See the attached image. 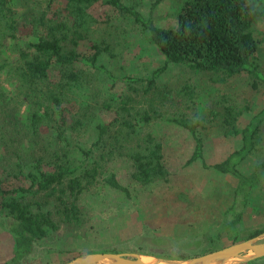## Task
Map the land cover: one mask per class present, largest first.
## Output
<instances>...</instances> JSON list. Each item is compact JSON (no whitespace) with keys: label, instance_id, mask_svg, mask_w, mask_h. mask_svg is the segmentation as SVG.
<instances>
[{"label":"trees","instance_id":"trees-1","mask_svg":"<svg viewBox=\"0 0 264 264\" xmlns=\"http://www.w3.org/2000/svg\"><path fill=\"white\" fill-rule=\"evenodd\" d=\"M161 0H156L155 7ZM10 0H0V54L11 41L13 60L0 62V74L12 85L16 95L7 100L0 94V225L14 241L13 257L9 264H22L35 244L57 232L62 226H80V197L94 186L107 162L123 158L132 166L131 180L141 186L167 182L170 172L163 163L162 143L143 128L158 114L136 112L133 100L126 97L114 107L108 123L94 126V141L88 147L75 140V133L86 128V101L82 93L92 81V73H104L99 66L107 46L94 44L91 52L80 50V44L90 30L104 23L93 13L100 2L122 16L141 24L149 33L151 43L164 59L147 80L126 77L122 81L144 85V93L156 89V79L169 65H184L189 69L216 73L224 78L247 73L264 83L255 61L260 41L253 32L254 24L264 17L261 0H186L178 13L176 25L168 29L155 26L151 18L144 19L121 0H46L45 8L37 16V38L21 46L18 43L17 22L9 6ZM101 22V23H100ZM93 51V52H92ZM54 72V81L50 72ZM80 94L78 113L71 112L73 97ZM12 101L25 104L22 115L5 112ZM104 109L112 108L109 104ZM240 110L225 108V135L239 137L241 146L214 170L236 179L231 202L220 216L219 230L230 244L246 241L264 233V226L241 233L242 218L253 187L251 178L242 174L240 164L253 153L259 129L264 122V109L238 128ZM186 129L194 142L191 156L185 165L201 161L203 142L197 134V124L191 120H173ZM51 130L53 137L45 142L41 133ZM78 134V133H77ZM13 154V175H25L30 185L11 191L3 190V167L6 153ZM104 184L129 197V191L114 176L104 178ZM218 235L216 239H219ZM207 248L198 256L222 248L213 236L202 237Z\"/></svg>","mask_w":264,"mask_h":264},{"label":"rangeland","instance_id":"rangeland-1","mask_svg":"<svg viewBox=\"0 0 264 264\" xmlns=\"http://www.w3.org/2000/svg\"><path fill=\"white\" fill-rule=\"evenodd\" d=\"M144 19L151 18L155 26L168 29L176 25L178 13L186 0H121ZM264 8V0H261ZM46 0H10L17 22L18 43L23 46L35 41L37 16L45 8ZM93 13L104 23L94 26L80 44V50L91 52V46L101 44L109 51L102 52L98 65L105 68L117 82L101 72L92 73V81L82 93L88 126L75 133V140L88 147L94 141V126L108 123L114 107L126 97L133 100L136 112L152 111L158 114L144 126L163 146V163L170 172L167 182L141 186L131 180L132 166L119 158L107 162L98 182L79 200L80 226H62L37 242L32 255L22 264H64L71 259L90 253L138 255L142 259L160 258L186 260L197 257L208 244L203 235L211 234L222 248L230 240L219 230L220 216L231 202L236 179L212 168L241 146L239 137L225 135L223 113L225 108L240 110L238 128L264 109V83L242 73L224 78L220 74L196 71L184 65H169L156 79V89L144 93V85L124 83L126 77L147 80L163 65L164 59L151 43L149 33L141 24L122 16L100 2ZM101 23V22H100ZM253 32L260 41L255 66L264 77V17L254 24ZM41 33V31H40ZM0 62L13 60L11 41H4ZM93 52V51H92ZM54 81V72H50ZM0 94L7 100L16 95L12 85L0 74ZM71 112L78 113L80 94L73 97ZM102 104L112 108L104 109ZM15 115L25 113L26 105L12 101L4 108ZM186 119L197 124V134L203 142L201 161L185 165L193 152L190 133L173 120ZM47 142L51 130L41 133ZM253 153L239 166L251 178L253 187L245 208L241 233L264 226V122L259 129ZM2 188L11 191L30 185L25 175H13V154L5 152ZM114 174L117 181L129 191V197L104 184V178ZM219 239H216L217 236ZM242 242V241H241ZM264 242V240H263ZM239 243V242H238ZM220 248V249H222ZM14 241L0 225V264H9L13 257ZM244 264H264V258Z\"/></svg>","mask_w":264,"mask_h":264},{"label":"water","instance_id":"water-1","mask_svg":"<svg viewBox=\"0 0 264 264\" xmlns=\"http://www.w3.org/2000/svg\"><path fill=\"white\" fill-rule=\"evenodd\" d=\"M264 233L250 240L208 252L186 260L147 258L145 263L138 255L90 253L77 256L64 264H244L264 258Z\"/></svg>","mask_w":264,"mask_h":264},{"label":"bare ground","instance_id":"bare-ground-1","mask_svg":"<svg viewBox=\"0 0 264 264\" xmlns=\"http://www.w3.org/2000/svg\"><path fill=\"white\" fill-rule=\"evenodd\" d=\"M142 260H143L145 263H148V259L145 258V259H142Z\"/></svg>","mask_w":264,"mask_h":264}]
</instances>
